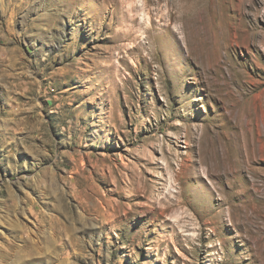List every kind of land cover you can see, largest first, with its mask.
I'll return each instance as SVG.
<instances>
[{"label":"rangeland","instance_id":"rangeland-1","mask_svg":"<svg viewBox=\"0 0 264 264\" xmlns=\"http://www.w3.org/2000/svg\"><path fill=\"white\" fill-rule=\"evenodd\" d=\"M0 264H264V0H0Z\"/></svg>","mask_w":264,"mask_h":264},{"label":"bare ground","instance_id":"bare-ground-1","mask_svg":"<svg viewBox=\"0 0 264 264\" xmlns=\"http://www.w3.org/2000/svg\"><path fill=\"white\" fill-rule=\"evenodd\" d=\"M181 1H182V0H181ZM185 4H186V3H185ZM255 4H256V3H255ZM180 6H182V8H185V6H183V5H181V4H180ZM170 209H171V208H167V209H165V212H166V211H169Z\"/></svg>","mask_w":264,"mask_h":264}]
</instances>
